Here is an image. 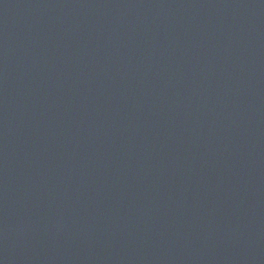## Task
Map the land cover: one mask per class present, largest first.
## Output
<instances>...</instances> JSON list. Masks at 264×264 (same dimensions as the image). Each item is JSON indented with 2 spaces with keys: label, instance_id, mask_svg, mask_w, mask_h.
<instances>
[{
  "label": "water",
  "instance_id": "95a60500",
  "mask_svg": "<svg viewBox=\"0 0 264 264\" xmlns=\"http://www.w3.org/2000/svg\"><path fill=\"white\" fill-rule=\"evenodd\" d=\"M0 264H264V0H0Z\"/></svg>",
  "mask_w": 264,
  "mask_h": 264
}]
</instances>
